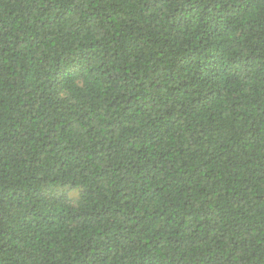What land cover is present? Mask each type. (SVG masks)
<instances>
[{
    "label": "trees",
    "instance_id": "16d2710c",
    "mask_svg": "<svg viewBox=\"0 0 264 264\" xmlns=\"http://www.w3.org/2000/svg\"><path fill=\"white\" fill-rule=\"evenodd\" d=\"M0 264H264V0H0Z\"/></svg>",
    "mask_w": 264,
    "mask_h": 264
}]
</instances>
